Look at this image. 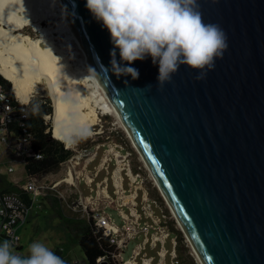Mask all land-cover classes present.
<instances>
[{
    "label": "water",
    "instance_id": "water-1",
    "mask_svg": "<svg viewBox=\"0 0 264 264\" xmlns=\"http://www.w3.org/2000/svg\"><path fill=\"white\" fill-rule=\"evenodd\" d=\"M89 63L202 264H264V0H198L228 47L212 70L180 66L157 87L150 56L111 69L85 0H63ZM151 85V89H146ZM99 264H108L106 260Z\"/></svg>",
    "mask_w": 264,
    "mask_h": 264
},
{
    "label": "built area",
    "instance_id": "built-area-1",
    "mask_svg": "<svg viewBox=\"0 0 264 264\" xmlns=\"http://www.w3.org/2000/svg\"><path fill=\"white\" fill-rule=\"evenodd\" d=\"M30 97L28 102H20L14 92L11 95L0 84V148L2 150L0 165L1 162L2 164H8L12 159H17L24 168V165L30 159L42 158L43 154L33 147V133L27 124ZM48 130L47 127L45 131ZM64 148L69 149L65 144ZM113 149L114 147L107 149L106 152L111 154L101 158L98 167L95 168L96 171L105 169L106 175L100 181L95 182L96 189L94 193H91L93 189L90 187L92 180L95 178L93 175L90 177L91 181H85L89 194H83L77 185H73L76 186V198L70 201L68 207L73 211L81 212L84 217L90 219L94 226L101 230L102 235L108 239L114 248L111 254V264H165L166 250L163 246L157 250V257L147 254L145 246L148 245L149 249L152 250L157 243L163 245L164 240L169 235L167 216L159 208L156 199L150 198L141 186L134 185V182L139 179V173L132 171L130 161L127 158V151H123L120 146L119 149L125 154H120V151L115 149L114 152ZM79 154L71 152L60 164V166L66 164V177L71 178L74 176L76 182L79 180V172L76 171L75 167L80 163L76 164L75 155ZM4 155L8 157V162L2 159ZM94 155L95 153L92 158L87 160H92ZM82 157L83 155H81V159ZM112 160L115 161V164L117 162L121 163V167L119 169L115 168L110 175L114 197L109 194L107 182L108 163ZM6 171L8 173L13 172L12 166L8 165ZM50 173L41 176L25 175V182L22 184L17 181L9 183L13 187L28 192L33 201L37 196L46 195L47 190L56 188L55 183L40 182L41 177L43 178ZM63 178L62 181H65V175ZM125 178L127 188H124L123 185ZM2 188H0V237L9 241L12 250L17 252L20 247L17 229L26 222L31 206H27L17 192L6 191ZM138 190L141 191L139 201L136 200ZM155 209L159 210V215L156 214ZM111 210L116 212L121 224H117L112 218ZM139 234H142V239L134 244L130 254L125 257L124 253L128 242L131 239L138 238ZM171 242L173 248L170 251V264H182L176 253L175 237L171 238ZM103 260L104 257L97 258L98 264Z\"/></svg>",
    "mask_w": 264,
    "mask_h": 264
},
{
    "label": "bare ground",
    "instance_id": "bare-ground-1",
    "mask_svg": "<svg viewBox=\"0 0 264 264\" xmlns=\"http://www.w3.org/2000/svg\"><path fill=\"white\" fill-rule=\"evenodd\" d=\"M0 14V71L10 81L19 101L28 102L33 91L46 86L52 98L53 135L65 146L72 143L79 129L87 128L91 134L102 115H115L149 169L96 77L63 0H0ZM2 25L8 31L2 30ZM28 25L39 33L37 37L16 31ZM75 159L76 164L80 163L81 155H75ZM65 181L76 184L74 177ZM154 182L194 251L160 185ZM198 261L202 264L199 258Z\"/></svg>",
    "mask_w": 264,
    "mask_h": 264
},
{
    "label": "clouds",
    "instance_id": "clouds-1",
    "mask_svg": "<svg viewBox=\"0 0 264 264\" xmlns=\"http://www.w3.org/2000/svg\"><path fill=\"white\" fill-rule=\"evenodd\" d=\"M85 8L110 34L111 69L117 76L137 79V69L123 66L150 56L158 65L157 87L171 81L180 66L199 70L196 79L212 70L226 51L227 36L216 24L203 21L198 0H85ZM146 89H151L148 85ZM87 128L77 135L86 137ZM0 264H64L45 243L33 241L27 255L15 254L9 241L0 243Z\"/></svg>",
    "mask_w": 264,
    "mask_h": 264
},
{
    "label": "rangeland",
    "instance_id": "rangeland-1",
    "mask_svg": "<svg viewBox=\"0 0 264 264\" xmlns=\"http://www.w3.org/2000/svg\"><path fill=\"white\" fill-rule=\"evenodd\" d=\"M2 19L3 17L0 14V21ZM1 28L4 31H8V27L6 25H2ZM16 31H19L27 37H37L39 35V33L34 31L33 27L29 25L23 26ZM30 99L36 101H46L48 105H50L53 109L52 98L50 97L49 91L46 86H44L43 90L33 91ZM43 118L44 123L46 122L45 124L48 126L52 136L54 128L53 112L51 114L44 115ZM125 132L126 131L120 125L116 116L113 114H107L100 117V121L93 126L91 134L87 135L86 137H81L79 135L72 137V143L70 142L71 144L69 146L67 145L66 147H69V150H71L73 154L82 153L81 155H83L80 164L75 167L76 171L79 172V180L75 185L79 187V190L83 194H89L88 187L85 185L86 177H92L94 175L95 178L94 180H92L90 185V187L93 189V191L91 192L93 194L94 190L96 189L95 182L100 181L106 175L105 169L96 171L95 168L98 167V163L100 162L101 158H104L105 156H109V154H111L110 152L109 154L106 152L107 149L109 147H114L116 151H120V154H125L123 151L126 150L127 158L130 161L132 171L139 173V179L134 182V185L141 186L147 192L150 198L156 199L159 204V208H161L163 213L167 216L166 220L169 231L168 237L164 240L163 245L157 243L156 247L152 250L149 249L148 245H146L145 252L149 255L157 257V250L163 246L166 250V254L164 257L165 264H170V251L173 248L171 238L175 237L176 253L180 262L182 264H200L197 256L188 244L184 233L179 228L176 217H174L168 205L166 204L165 199L156 187L153 176H151L149 169L145 167L146 165L141 160L138 151L133 146L132 141ZM62 144L64 147L65 143L62 142ZM119 146L123 148V151L119 149ZM1 151L2 150L0 148V154ZM94 153L95 155L93 159L87 160L88 158H92ZM8 156L10 155L8 154ZM10 158L12 157L10 156ZM2 159L8 162V158L5 155L2 157ZM9 163L2 164L1 162L0 172L2 174L0 175V187L2 185L3 179L17 181L20 184L25 182L24 178L26 174L21 162H19L17 159H12ZM8 165L12 166L13 172L8 173L6 171V167ZM105 166L107 165L105 164ZM120 167V162H117L115 164V161L112 160L108 163V191L112 197L114 196L112 194L113 186L111 184L110 175L115 168L119 169ZM66 169L67 166L64 163L59 166V168L55 172H52L50 174H47L43 178H40V182L56 184V188L54 190H47V193L44 196H54L59 198L60 205L65 215H78L80 217H83L81 212L73 211L68 207L70 201L76 198V186H73L71 182L62 181V179H64V175L65 178H67ZM123 185L124 188H127L126 178ZM140 193L141 191L138 190L136 198L137 201L140 200ZM44 196H37L32 201L27 222L20 225L17 229L19 245L21 247L17 252H13L18 255H27V248L29 244H31L33 241H40L45 243L54 253L57 250H60L61 254L59 257L64 261V264H88L84 258L83 252L77 242V239L72 235V233L66 228L60 218L51 209L50 199L45 198ZM155 212L159 215L158 209H155ZM110 213L115 222L117 224H121L119 218L116 215V212L111 210ZM141 239L142 234H139L138 238L131 239L128 242L127 249L124 253L125 257L130 254V251L134 247V244L136 242H139ZM3 241L5 240L0 237V243H2Z\"/></svg>",
    "mask_w": 264,
    "mask_h": 264
},
{
    "label": "trees",
    "instance_id": "trees-1",
    "mask_svg": "<svg viewBox=\"0 0 264 264\" xmlns=\"http://www.w3.org/2000/svg\"><path fill=\"white\" fill-rule=\"evenodd\" d=\"M0 84L11 95L13 90L10 81L0 71ZM52 113V107L46 101H29L28 127L33 133V147L39 150L43 155L39 159H30L25 165L26 176H41L46 173L55 172L61 162H63L71 153V150L65 149L60 140L55 138L50 131H45L48 127L44 123L43 116ZM6 156V155H5ZM7 157V156H6ZM8 158V157H7ZM6 185L4 190L15 191L27 206H31L32 199L28 192L21 188ZM8 186V187H7ZM2 187V186H1ZM50 199L51 209L64 223L66 228L77 239V242L83 252L84 258L88 264H98L97 258L104 257V260L111 264V254L113 246L108 239L102 235L100 229H97L93 222L86 217L67 216L64 214L59 202V198L54 196H44Z\"/></svg>",
    "mask_w": 264,
    "mask_h": 264
},
{
    "label": "crops",
    "instance_id": "crops-1",
    "mask_svg": "<svg viewBox=\"0 0 264 264\" xmlns=\"http://www.w3.org/2000/svg\"><path fill=\"white\" fill-rule=\"evenodd\" d=\"M1 174H2V173H1ZM1 174H0V175H1ZM6 175H7V174H6ZM11 181H13V180L3 179V180H2V185H1V186H2L3 188H4L6 185L10 186L8 183L11 182ZM8 186H7V187H8ZM2 187H0V188H2ZM29 213H30V212H29ZM28 216H29V215H28ZM27 218H28V217H27ZM26 222H27V220H26ZM26 222H25V223H26ZM25 223H24V224H25ZM20 247H21V246H20ZM20 247H19V248H20ZM55 254H56L57 256H60V254H61L60 250H57V251L55 252Z\"/></svg>",
    "mask_w": 264,
    "mask_h": 264
}]
</instances>
